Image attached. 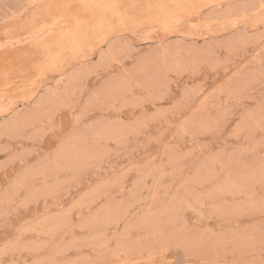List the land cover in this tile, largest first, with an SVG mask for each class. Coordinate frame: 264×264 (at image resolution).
<instances>
[{
	"label": "rangeland",
	"instance_id": "1",
	"mask_svg": "<svg viewBox=\"0 0 264 264\" xmlns=\"http://www.w3.org/2000/svg\"><path fill=\"white\" fill-rule=\"evenodd\" d=\"M0 264H264V0H0Z\"/></svg>",
	"mask_w": 264,
	"mask_h": 264
},
{
	"label": "bare ground",
	"instance_id": "2",
	"mask_svg": "<svg viewBox=\"0 0 264 264\" xmlns=\"http://www.w3.org/2000/svg\"><path fill=\"white\" fill-rule=\"evenodd\" d=\"M76 31V30H75ZM74 45V44H73ZM73 48V47H72Z\"/></svg>",
	"mask_w": 264,
	"mask_h": 264
}]
</instances>
